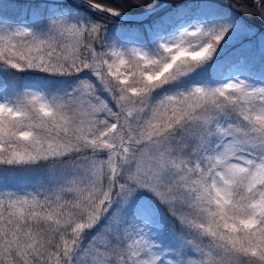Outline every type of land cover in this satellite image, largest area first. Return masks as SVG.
I'll use <instances>...</instances> for the list:
<instances>
[{
  "label": "snow or ice",
  "instance_id": "snow-or-ice-1",
  "mask_svg": "<svg viewBox=\"0 0 264 264\" xmlns=\"http://www.w3.org/2000/svg\"><path fill=\"white\" fill-rule=\"evenodd\" d=\"M0 264H264V0H0Z\"/></svg>",
  "mask_w": 264,
  "mask_h": 264
},
{
  "label": "trees",
  "instance_id": "trees-1",
  "mask_svg": "<svg viewBox=\"0 0 264 264\" xmlns=\"http://www.w3.org/2000/svg\"><path fill=\"white\" fill-rule=\"evenodd\" d=\"M219 4L223 8H228V4L231 2V0H218Z\"/></svg>",
  "mask_w": 264,
  "mask_h": 264
}]
</instances>
